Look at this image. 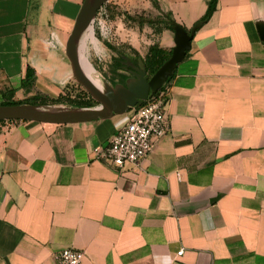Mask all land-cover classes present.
Returning a JSON list of instances; mask_svg holds the SVG:
<instances>
[{
	"label": "crops",
	"instance_id": "0c3cea01",
	"mask_svg": "<svg viewBox=\"0 0 264 264\" xmlns=\"http://www.w3.org/2000/svg\"><path fill=\"white\" fill-rule=\"evenodd\" d=\"M82 1L0 0V91L33 95L28 66L52 98L71 85L63 45ZM157 2L187 29L207 8ZM263 31L264 0H216L164 87L168 131L136 164L101 157L126 113L0 122V264H56L65 247L82 264H264ZM158 35L171 49L173 31Z\"/></svg>",
	"mask_w": 264,
	"mask_h": 264
},
{
	"label": "water",
	"instance_id": "95a60500",
	"mask_svg": "<svg viewBox=\"0 0 264 264\" xmlns=\"http://www.w3.org/2000/svg\"><path fill=\"white\" fill-rule=\"evenodd\" d=\"M108 0H83L65 39L63 53L70 79L76 83L87 98L94 102L91 107L56 106L52 104L17 103L0 104V120H28L50 124L85 123L108 119L114 114H123L131 107L140 105L149 95L159 90L190 49L191 39L204 20L193 24L189 32L180 24L171 22L173 42L171 54L149 76L142 57L136 64L131 62L130 76L123 83L94 85L83 72L79 62L81 35L92 26L97 11ZM264 40V31L261 34Z\"/></svg>",
	"mask_w": 264,
	"mask_h": 264
},
{
	"label": "built area",
	"instance_id": "2783aa9c",
	"mask_svg": "<svg viewBox=\"0 0 264 264\" xmlns=\"http://www.w3.org/2000/svg\"><path fill=\"white\" fill-rule=\"evenodd\" d=\"M104 20L97 12L91 26L92 31L96 28L102 36ZM167 99V91L160 88L140 105L131 107L125 112L126 121L110 137L107 146L101 152V157L116 167H122L127 162L136 164L144 158L151 150L153 140L168 131L169 125L165 111ZM181 253L182 250L177 252L178 255ZM54 257L56 264H82L84 253L81 250L65 247Z\"/></svg>",
	"mask_w": 264,
	"mask_h": 264
},
{
	"label": "rangeland",
	"instance_id": "374dc122",
	"mask_svg": "<svg viewBox=\"0 0 264 264\" xmlns=\"http://www.w3.org/2000/svg\"><path fill=\"white\" fill-rule=\"evenodd\" d=\"M99 10L103 12V16L99 15V17L102 20L105 18L102 36L119 49L129 52V49L133 48L142 57L148 46L158 40L159 33L149 24L139 25L124 18L127 13L143 16H151L157 13L150 0H108ZM92 32L91 36L84 40L83 54L86 55L89 64L94 69L91 76L103 83L105 81L104 77L108 72L107 67L110 66L113 55L101 41L102 36L97 29L95 28ZM59 37L62 39L63 36ZM147 74L149 76L152 75ZM66 88H64L63 93H60L65 95L64 99L60 103L52 105L68 106L70 100L86 97L76 83L71 82V85L67 84Z\"/></svg>",
	"mask_w": 264,
	"mask_h": 264
},
{
	"label": "trees",
	"instance_id": "16d2710c",
	"mask_svg": "<svg viewBox=\"0 0 264 264\" xmlns=\"http://www.w3.org/2000/svg\"><path fill=\"white\" fill-rule=\"evenodd\" d=\"M152 6L157 10V13L151 16H143L140 14H125L124 18L128 21H131L133 23L143 25V24H149L151 27L155 29L157 33H160L163 29H169L172 30L171 22L175 21L172 17L171 13L168 11H163L157 0H150ZM216 6V0H207V8L205 10V13L197 20H206L210 14L214 11ZM102 12V10H101ZM103 15V12H102ZM188 32L190 29H187L184 27ZM104 45L113 51V57L110 66L107 68V73L112 74L113 76L117 77V81H109L105 78L106 82H109L111 84H115L117 82L123 83L125 79L128 77L126 71L120 63L121 54H124L123 49H119L117 46L109 43V41L105 38L101 40ZM130 52H133L134 57L132 58V62L136 64L137 58L140 57V54L135 49H129ZM171 54V49L167 50L163 47H160L157 42H153L150 44L144 54L142 56L143 62L145 64L147 73L150 75L153 74L156 69L166 60L169 58ZM172 73L169 75L165 83L162 85L161 89L166 86V83L168 82L169 78L171 77ZM34 81H35V74L34 70L31 67H27L26 73L24 78L21 80V85L25 89H32L34 90L33 95L28 96L27 98L23 100H17L13 98L14 91L13 89L9 90H1V96L2 100L0 101V104H17V103H38V104H56L60 103L65 97L64 94H59L57 97L52 98L48 96L45 93H42L38 90H35L34 87ZM68 106H78V107H91L94 106V102L85 97L78 100H70V103ZM16 120V119H15ZM4 120H0V122H3Z\"/></svg>",
	"mask_w": 264,
	"mask_h": 264
},
{
	"label": "bare ground",
	"instance_id": "6f19581e",
	"mask_svg": "<svg viewBox=\"0 0 264 264\" xmlns=\"http://www.w3.org/2000/svg\"><path fill=\"white\" fill-rule=\"evenodd\" d=\"M92 34V29L91 27H88L87 30H85L83 32V34L81 35L80 41H79V62L81 65V68L83 70V72L85 73V75L88 77V79L96 86H101V82L97 79H94L91 76V73L93 72V68L91 67V65L89 64L86 55L83 54V50H84V40H86L87 38H89ZM97 74V73H96Z\"/></svg>",
	"mask_w": 264,
	"mask_h": 264
},
{
	"label": "flooded vegetation",
	"instance_id": "af4514ba",
	"mask_svg": "<svg viewBox=\"0 0 264 264\" xmlns=\"http://www.w3.org/2000/svg\"><path fill=\"white\" fill-rule=\"evenodd\" d=\"M99 12V15L103 16L102 15V12L101 10L97 11ZM104 37H101V40L103 39ZM108 49V48H107ZM110 51L111 54H113V52L108 49ZM121 59H120V63H121V66L126 70L124 72L127 73L128 76H130V70H131V62L133 61L132 58L134 57V54L133 52H128V51H124V54H121ZM132 60V61H131ZM133 63V62H132ZM108 68V67H107Z\"/></svg>",
	"mask_w": 264,
	"mask_h": 264
}]
</instances>
